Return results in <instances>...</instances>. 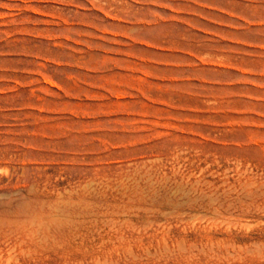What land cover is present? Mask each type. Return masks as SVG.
Wrapping results in <instances>:
<instances>
[{
    "label": "rangeland",
    "instance_id": "1",
    "mask_svg": "<svg viewBox=\"0 0 264 264\" xmlns=\"http://www.w3.org/2000/svg\"><path fill=\"white\" fill-rule=\"evenodd\" d=\"M0 264H264V0H0Z\"/></svg>",
    "mask_w": 264,
    "mask_h": 264
}]
</instances>
